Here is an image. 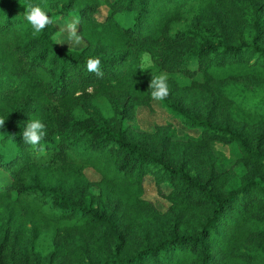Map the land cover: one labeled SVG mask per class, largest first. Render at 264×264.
Returning <instances> with one entry per match:
<instances>
[{"label":"trees","instance_id":"obj_1","mask_svg":"<svg viewBox=\"0 0 264 264\" xmlns=\"http://www.w3.org/2000/svg\"><path fill=\"white\" fill-rule=\"evenodd\" d=\"M30 5L55 24L34 34ZM61 19L80 51L55 44ZM160 72L197 137L139 128ZM0 118V264H264V0H0Z\"/></svg>","mask_w":264,"mask_h":264},{"label":"clouds","instance_id":"obj_2","mask_svg":"<svg viewBox=\"0 0 264 264\" xmlns=\"http://www.w3.org/2000/svg\"><path fill=\"white\" fill-rule=\"evenodd\" d=\"M25 19L31 25L34 34H39L45 29L54 25L55 22L50 18L48 13L40 6H28L24 12ZM79 21L67 22L63 30L67 31V41L57 39L55 44H63L65 42L72 43L73 46L82 43V35L78 33ZM154 66V60L151 53L144 52L140 57L139 70L149 71ZM87 71L96 74L98 77L103 76L101 69V60L99 57H90L86 62ZM169 76L166 72H160L157 75H152L149 81L150 96L153 101H165L170 95V88L168 84ZM4 118H0V129L5 126ZM47 135L45 131V124L39 119H29L26 127L22 131L23 141L30 145L33 150H38L41 154L44 153V146L42 141ZM59 139V137H57Z\"/></svg>","mask_w":264,"mask_h":264},{"label":"rangeland","instance_id":"obj_3","mask_svg":"<svg viewBox=\"0 0 264 264\" xmlns=\"http://www.w3.org/2000/svg\"><path fill=\"white\" fill-rule=\"evenodd\" d=\"M114 1V0H111ZM108 9L107 7H102L96 16L99 21H104L107 17ZM74 21V19L64 20L61 19L57 21L56 27L58 29V34L56 39L62 41H67V31L63 30L67 22ZM122 21V20H121ZM123 22V21H122ZM62 47L80 51L84 48L85 44L82 41L80 45L73 46L72 43H63L60 44ZM137 123L140 129L147 132H154L157 126H165L171 124L181 136L189 135L197 137L199 135L198 131H190L180 124V122L175 119L170 112L160 103V101H153L152 108H139L137 111ZM217 148L222 151L226 156H230L229 148L218 145ZM86 175L91 181H98L100 179L99 174L93 170H87ZM145 186V198L153 202L160 211H166L169 207V203L160 197L158 194L157 188L155 186L154 180L151 177H147L144 183ZM165 193L169 192L168 187H163Z\"/></svg>","mask_w":264,"mask_h":264}]
</instances>
